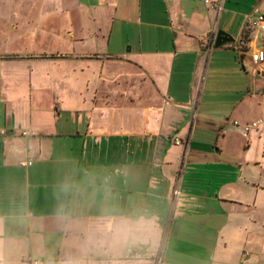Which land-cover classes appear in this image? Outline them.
I'll list each match as a JSON object with an SVG mask.
<instances>
[{"label":"crops","instance_id":"crops-1","mask_svg":"<svg viewBox=\"0 0 264 264\" xmlns=\"http://www.w3.org/2000/svg\"><path fill=\"white\" fill-rule=\"evenodd\" d=\"M38 1L37 10L51 3L57 21L69 25L76 63L65 84L47 71L32 84L0 77L6 132L0 135V264L181 262L188 255L173 242L184 240L183 218L215 216L214 208L228 200L220 196V181L196 180L220 167L184 164L186 118L207 67L208 73L222 69V54H240L244 63L247 53L237 44L248 12L228 0L220 13L205 0ZM131 25L136 38L122 30ZM220 30L237 38L209 49ZM261 35L260 29L247 34L251 54L264 49ZM115 37L120 42L113 48ZM254 63L264 77V62ZM53 80L69 91V105L62 97L37 104ZM246 99L234 109L239 117L250 108ZM22 112L26 117L17 118ZM247 123L235 120L243 132ZM220 233L202 246L210 253L207 264H222Z\"/></svg>","mask_w":264,"mask_h":264},{"label":"rangeland","instance_id":"rangeland-1","mask_svg":"<svg viewBox=\"0 0 264 264\" xmlns=\"http://www.w3.org/2000/svg\"><path fill=\"white\" fill-rule=\"evenodd\" d=\"M37 5L38 0H0V77L4 78V73L12 81L25 79L32 84L37 78H45L39 74L47 71L48 78L65 84L70 69L76 63L70 49L73 43L69 39L70 27L67 22L57 21L56 12L51 11L53 4L47 3L44 11L42 6L37 10ZM228 5L248 12L252 20L264 12L259 0H228ZM135 27L131 25L129 29L124 27L122 30H128L130 37L136 38L138 32ZM119 28L115 31H121ZM252 29L257 28L251 25L242 37L245 42L243 49L247 53L244 63L240 54L234 56L236 59L232 54H222V69L212 68L208 73L207 67L197 106L186 118L190 130L184 164L211 163L220 167V172L206 173L196 180L202 183H207L210 178L216 180L214 183L220 181V196L228 200L224 199L214 208L215 216L183 218L184 240L172 242L188 256H183L181 262L175 261L176 264H207L210 253L204 247L214 242L218 228H221L218 254L222 264H264V77L258 73V66L252 61L247 47L245 36ZM230 34L237 38L232 32ZM263 36L258 39L259 48L264 44ZM119 42L115 37L111 47ZM128 46L130 44L125 46L126 50ZM48 86L46 93L36 96L40 101L37 104L47 106L51 99L61 97L67 100L66 105L70 104L71 95L67 88L55 80L48 82ZM243 95L247 97L246 104L250 108L246 115L239 117L234 109L240 105ZM16 115L19 119L26 117L23 112ZM235 120L248 122L252 129L248 134L243 132ZM253 123L256 126H252ZM168 137H177L175 131ZM228 214L232 215L230 220H227ZM194 255L199 258L198 262L193 260Z\"/></svg>","mask_w":264,"mask_h":264},{"label":"built area","instance_id":"built-area-1","mask_svg":"<svg viewBox=\"0 0 264 264\" xmlns=\"http://www.w3.org/2000/svg\"><path fill=\"white\" fill-rule=\"evenodd\" d=\"M205 3L208 4L211 8L215 9L217 11V13H220L223 9V0H205ZM251 25H254L257 29H260L261 31L264 32V14H260L258 15L254 20H252L250 18V16H246V23H245V30L248 31L251 27ZM215 42H216V34L213 33V35L210 38L209 41V49L213 48L215 46ZM245 46V42L243 41V39H241L239 41V43L237 44V47L239 49V51L241 52L242 55L245 54V51L243 49V47ZM252 60L256 63H261L264 62V49H260V50H256L255 52H253L251 54ZM252 126H256V123H253ZM250 129V127H246V131L248 132ZM6 132L2 129H0V135H4ZM32 133H28L27 131H23L22 135L23 136H28ZM176 140V144H181L183 143V140L181 139H175ZM187 143V141H186ZM31 162H22L21 165L23 166H27L30 165ZM36 264H38L39 262H35Z\"/></svg>","mask_w":264,"mask_h":264},{"label":"water","instance_id":"water-1","mask_svg":"<svg viewBox=\"0 0 264 264\" xmlns=\"http://www.w3.org/2000/svg\"><path fill=\"white\" fill-rule=\"evenodd\" d=\"M234 38L223 30L218 31L214 47H220L225 43L233 41Z\"/></svg>","mask_w":264,"mask_h":264},{"label":"trees","instance_id":"trees-1","mask_svg":"<svg viewBox=\"0 0 264 264\" xmlns=\"http://www.w3.org/2000/svg\"><path fill=\"white\" fill-rule=\"evenodd\" d=\"M247 38V35L245 36V39Z\"/></svg>","mask_w":264,"mask_h":264}]
</instances>
